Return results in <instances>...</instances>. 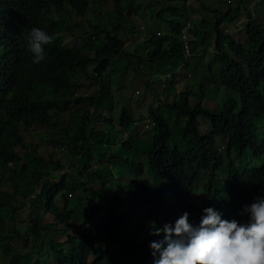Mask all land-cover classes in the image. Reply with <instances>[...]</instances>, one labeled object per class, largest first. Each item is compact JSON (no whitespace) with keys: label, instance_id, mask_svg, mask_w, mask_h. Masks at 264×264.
Returning <instances> with one entry per match:
<instances>
[{"label":"trees","instance_id":"1","mask_svg":"<svg viewBox=\"0 0 264 264\" xmlns=\"http://www.w3.org/2000/svg\"><path fill=\"white\" fill-rule=\"evenodd\" d=\"M123 1L115 0L113 19H118V22L111 29L126 33L138 21L140 6L144 8L145 3L136 5L142 0H125L126 4H123ZM162 1L163 5H159L161 0H149L148 4H152L150 9L155 10L154 18L167 26V32L158 30V33L145 37L135 52L130 53L125 50L127 37L124 36L125 40L121 41L105 30L106 43L91 58L84 50L61 46V36L57 34L71 24L60 19V15H68L70 10L75 16H85L91 0H0V172L8 168L16 187L13 192L4 190L0 179V257L8 258L7 264H40L34 255H21L13 245L15 241L27 243L28 237L35 242L48 243L45 238L50 235L45 228L43 215L35 216L32 211L38 207H43L44 215L53 219V230L68 227L80 214L84 217L78 238L68 236L65 247H58L56 242L49 243L57 255V264H153L150 243L162 240L163 234L151 236L143 230L145 226L150 227L153 223L158 227L165 224L174 226L185 212L189 213V221L198 225L206 208L215 209L222 219H236L243 223L247 221V216L238 215L243 207L258 197L264 198V139L261 140L258 135L259 122L264 118V18L260 20L252 15L246 0L230 1L226 3V10L210 9L205 0H197L204 9H213L215 15L212 29L216 35L215 59L220 63L221 87L227 91L216 106L204 104L207 95L204 94L201 80L196 79L200 84L201 96H196L194 104H189L186 96L189 83L182 92L174 93L175 75L159 80L160 84H164V89L156 99L185 115L179 128L180 141L185 143V150H181L174 141L168 119L155 109L150 111L156 134L146 158L155 177L169 185L168 190L148 186L136 178L130 182L128 190L120 185L114 198L106 204L97 200L96 192L88 194L89 184L103 177L102 168L96 166L104 167L108 162L100 161L95 166L98 161L91 138L96 135V143L99 136L94 133L87 135L85 121H81V126L77 124L78 130L65 128L66 136H63L60 145L64 149L60 152L67 157V161H80L82 168L76 167L74 172L62 174L57 180L53 172L63 171L68 165L62 158H54V154L50 160L34 156L41 170L31 169L29 164L18 167L24 159L15 149L27 147L28 130L53 126V109L65 111L69 105L76 104L80 108L79 118H83L87 113L94 115L91 109H97V104L106 102L109 107L113 106V99H105L108 85L104 77L107 70L125 55L135 57L139 67L143 68L145 65L171 70L183 68V71H187L181 76L195 80L189 72L194 74L197 68L191 71L181 41V29L189 18L179 5H166V0ZM187 2L183 0L182 5L185 7ZM50 5L55 6V20L49 18ZM242 9L249 16L245 47L225 30V25L239 19ZM205 20L196 23L189 31L190 54L201 51L205 54L210 49V34L203 28ZM122 21H127L130 28L124 26ZM74 25L81 27L76 21ZM33 27L43 29L54 37L53 42L45 46L46 59L40 64L32 62L33 55L28 51L24 39ZM94 29L102 30L99 26ZM214 64L215 61L208 70H212ZM89 65H94L93 77H89L86 71ZM139 67L132 66V69L143 79L144 85L153 87L154 81H144L146 75L152 74ZM82 75H85L84 79L92 78L93 82L102 83L94 96L72 100L61 98L59 101L55 97L54 102L45 100L49 93L64 95L71 89L78 91L95 85L87 80L83 82L84 79L80 78ZM231 93H236L238 100ZM85 101L90 103L91 109L84 112L80 105ZM59 103L63 104L62 109ZM200 117L209 121L211 132L202 133ZM118 121L119 127L126 132L135 123L133 112L129 108H122ZM62 123L65 124V121ZM112 123L116 127V123ZM218 137L226 139L225 156L217 147ZM131 140L118 143L122 144L117 151L119 157L132 150ZM51 144L57 145V142L52 141ZM118 154L106 160H112L115 165ZM252 157L263 159V164L245 170L244 161ZM239 160L242 166L237 163ZM71 165L72 162L69 167ZM130 172L133 177H140L144 173V166L133 162ZM220 172L226 173L225 181L219 176ZM24 176L27 181L23 182L25 186L21 190L17 180ZM204 176L207 179L202 183ZM74 185L81 188L87 201L83 210L74 209L70 202L72 197H68L74 192ZM35 187L42 188V191L31 199L36 194ZM19 196H23V200ZM59 197L63 200L62 209L58 203ZM196 199L201 201L197 208ZM34 200L38 207L30 206L31 225L26 234L20 235L11 230L12 235H8L9 215L26 208L27 202L31 204ZM99 214L105 217L94 224ZM161 217H164L163 224L157 222ZM91 257L94 258L92 262Z\"/></svg>","mask_w":264,"mask_h":264},{"label":"rangeland","instance_id":"2","mask_svg":"<svg viewBox=\"0 0 264 264\" xmlns=\"http://www.w3.org/2000/svg\"><path fill=\"white\" fill-rule=\"evenodd\" d=\"M176 1V3H175ZM166 0V5L168 4H177L179 8L187 14L189 20L192 25V29L196 23H200L202 19H206L203 28L209 32L210 37V49L203 54V51L193 53L190 58H188V62L191 66V71L194 67H196V73L189 72L192 76L191 78H195V80H190L189 77H182L181 74L185 75L187 70L183 71V68H178L177 70H171L169 68H157L150 67L145 65L143 67H139L138 61L135 57L129 58L128 56H124L120 59L113 67L107 70L105 74L106 85H108L106 91L107 100H114L113 106L109 107L106 102H102L101 105H96L97 109L90 108L91 105L88 101L82 102L80 107L84 112L87 109H91L94 113L85 115L83 118H79V109L76 104H71L67 108V110H59L57 108L52 110V115L54 118L53 126L48 128H35L33 130L27 131V147H19L16 148L15 151L23 156L24 161H21L18 167L23 164H29L31 169L41 170V165L35 160V155L38 157H43L46 160H50L52 154H54V158H62L65 162L66 167L63 171H54L53 177L55 179H60L62 174L68 172H74L76 167L81 165L80 161L72 160L71 162L67 161V157L63 155L64 151L60 149V145L62 143V139H64V129H72L78 130L77 124H80L81 121H85L87 124L86 132L87 135L92 133L98 134V141H96V135L91 138V143L95 146L93 148V152L97 158L95 162V166L100 163V161L108 162L103 166H96L102 168V175L100 179L95 182L89 184V192H96L97 200L102 204H106L108 201H111L118 187L122 185L126 190L130 189L128 186L133 179L138 178L141 182H145L148 186L161 188L164 190L169 189V185L157 179L154 173L151 171L148 160H147V151H149L150 146L153 144L154 135L156 134V129L154 128V121L151 117V109H155L157 112L164 115L171 124V128L173 130L174 141L179 145L181 150H185V143L183 144L179 136V128L181 124L185 120V115L180 113L179 111L170 109L163 105V102L156 99V96L159 95L162 89H164V84H160V79H166L165 77H171V75H175L174 80V90L173 92H182L187 83H189V90L187 91V98L189 104H194L196 101V96H201L200 93V84L197 83V80H201L200 83L204 85V94L207 97L204 100V104L210 107L216 106V103L220 102L225 94L227 93L224 87H221V78H220V63L215 59L216 56V35L212 32L214 28L215 15L212 11L213 9L226 10L228 2L232 1L236 3L237 0H205V4L208 8L204 9L202 5L197 2V0H185L188 1L187 5H182L183 0ZM248 1L250 13L254 15L258 19L264 18V2L261 0H246ZM161 3L159 5H163ZM145 7L142 8L140 6V16L138 17V21L134 23L132 28L128 30L126 33L115 32L112 26H117L118 19H113V12L115 7V0H91L90 8L85 16L77 15L69 10L68 15H60V19L66 22H70L71 24H67L63 30H59L58 34L61 36V46H68L70 48H79L84 50L91 58H93L96 52L100 51L106 43L104 34L105 30L108 33H111V37L115 35L119 40L124 41L125 37H127L126 41V52L134 53L138 44L144 42L145 37L152 36L155 33H158V30L163 32H167V26H165L162 22L154 18V9H150L152 4H148L149 0H142L141 2H137L136 5L144 4ZM155 4V2L153 1ZM125 3V0L123 1ZM165 7V5H164ZM159 9V6H156ZM244 9H242V14L236 22L225 25V30L231 34L235 41L241 46H247V25L249 22L248 14L243 13ZM76 17V18H75ZM264 20V19H263ZM78 22L81 27H74V22ZM186 23V22H184ZM122 24L127 28H130L129 23L127 21H122ZM74 25V26H73ZM99 26L102 30L97 31L94 28ZM140 27V28H139ZM191 29V30H192ZM125 36V37H124ZM203 54V55H202ZM215 61L212 70H208L210 64ZM132 66L139 67L141 70H148L152 76L146 75V82L154 81V86L144 85L143 79L138 76V74L133 71ZM94 65H89L86 67V71L89 77H93ZM195 76V77H194ZM81 79L86 78L85 75L80 77ZM197 79V80H196ZM93 82L92 78L84 79V81ZM95 83L93 87L86 89H78V93L84 94L87 93L89 97L95 95L97 91L100 90L101 84ZM191 84V86H190ZM168 86H170L168 84ZM154 88V89H153ZM67 94L61 95L56 94L54 96L53 93H49L45 96V100L49 102H54L55 97L56 101L59 99H69L74 97L72 92H75V89H71ZM154 91V92H153ZM158 91V93H157ZM262 91L264 93V86L262 87ZM129 94V95H128ZM136 95L138 98H136ZM140 95V96H139ZM129 96V97H127ZM231 96L238 100V95L236 93H231ZM82 97V96H80ZM136 98L135 100H133ZM106 103V104H105ZM215 104V105H214ZM60 109L63 108V104L59 103ZM122 108H129L133 112L135 123L133 126L128 129L126 132L122 131L119 127V115L121 114ZM200 124L202 133L211 132V126L209 121L200 117ZM65 121V124L62 123ZM116 123V127H113V123ZM114 123V124H115ZM71 126V127H70ZM72 130V133H73ZM100 132V133H98ZM258 135L261 140L264 139V118L259 122ZM128 139H132V150L126 151L124 154H121L119 157L118 149L123 141ZM56 141L57 145H52L51 142ZM96 144V145H95ZM118 144V146H116ZM173 146V142H172ZM217 147L219 148L222 155L225 156V147H226V139L223 137L217 138ZM118 154V159L115 161V165L112 164V160H106L109 156ZM77 163L76 165L74 163ZM133 162L141 163L144 166V173L140 177H133L130 172L131 164ZM240 165L242 161L239 160ZM79 164V165H78ZM130 164V165H129ZM263 164V159L257 160L252 158H248V160L244 161L245 170L253 169L254 167H260ZM242 166V165H241ZM82 168V167H81ZM6 171L0 172V179L2 183V187L4 190L9 192H13L15 190L11 176L12 173L10 170L5 169ZM90 171V173H92ZM76 174V173H75ZM226 173L220 172L219 176H222L223 181L226 180ZM15 177V176H14ZM27 178L20 177L17 180V184L19 183V187L21 190L24 189V181ZM207 179V176H204L202 179V183H204ZM27 181V180H26ZM74 192L69 195L71 205L76 210H83L87 204V201L83 197V193L81 188L77 185H74ZM36 194L33 197L37 196L41 193L42 188L35 187ZM20 200L24 198L23 196L18 197ZM84 199V200H83ZM58 203L60 208H63V200L59 197ZM26 208L19 209L15 214L9 215V222L7 224L8 235H12L10 232L14 230L16 233L20 235H25L28 227L31 225L30 212L32 207H38V203L36 200L32 201L31 204L27 202ZM20 204V203H18ZM201 205V201L199 199L195 200L196 208ZM35 216L43 215V220L45 222V228L47 229L50 237L45 238L46 244H42L40 242H35L31 237H28V242H19L15 241L13 243L14 246L18 250H20V254L24 255L30 253L34 255V259H38L40 264H57V255L54 251L51 250L49 243L56 242L58 243V247H65L64 242L68 236L78 238L79 237V229L83 223L84 217L82 214L76 217L75 221H72L68 227L59 228V230H53L52 224L53 219L45 216V209L43 207H38V209L32 210ZM105 217L104 214H99L97 218L94 220V224H98L101 219ZM157 222L163 224L164 217H161L157 220ZM145 232H150V227L145 226L143 229ZM36 257V258H35ZM94 258L91 257V262ZM8 258L0 257V264H7Z\"/></svg>","mask_w":264,"mask_h":264},{"label":"clouds","instance_id":"3","mask_svg":"<svg viewBox=\"0 0 264 264\" xmlns=\"http://www.w3.org/2000/svg\"><path fill=\"white\" fill-rule=\"evenodd\" d=\"M49 7V18L55 20V6ZM24 39L33 55L32 62L40 64L46 59L45 46L52 43L54 37L33 27ZM72 95L74 97L67 100L89 97L78 91H73ZM238 215L247 216V221L222 219L215 209L206 208L198 225L189 221L187 212L175 221L174 226L151 224L149 235L163 234L162 240L150 243L153 264H264V198L258 197L245 205Z\"/></svg>","mask_w":264,"mask_h":264},{"label":"built area","instance_id":"4","mask_svg":"<svg viewBox=\"0 0 264 264\" xmlns=\"http://www.w3.org/2000/svg\"><path fill=\"white\" fill-rule=\"evenodd\" d=\"M192 29V26L190 23H185L184 26L181 29V41H182V45H183V52L185 54L186 57L190 58L192 56V54L189 53L188 51V39H189V31ZM77 96V94L75 95ZM60 149H63L60 146Z\"/></svg>","mask_w":264,"mask_h":264},{"label":"crops","instance_id":"5","mask_svg":"<svg viewBox=\"0 0 264 264\" xmlns=\"http://www.w3.org/2000/svg\"><path fill=\"white\" fill-rule=\"evenodd\" d=\"M85 52V51H84ZM129 95V94H128ZM133 96H136V95H133ZM140 96V95H139ZM127 97H129V96H127ZM136 98H138L137 96H136ZM136 98H134L133 100H135ZM115 123V122H114ZM74 163V162H73ZM75 165L77 164V163H74ZM79 165V164H78ZM79 167H81V166H79Z\"/></svg>","mask_w":264,"mask_h":264}]
</instances>
